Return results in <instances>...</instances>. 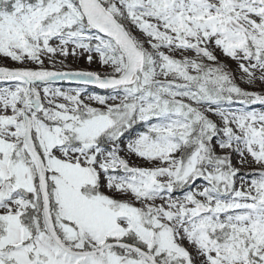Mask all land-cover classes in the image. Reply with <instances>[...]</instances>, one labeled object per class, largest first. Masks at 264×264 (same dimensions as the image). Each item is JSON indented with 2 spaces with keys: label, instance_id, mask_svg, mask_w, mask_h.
Wrapping results in <instances>:
<instances>
[{
  "label": "snow or ice",
  "instance_id": "snow-or-ice-1",
  "mask_svg": "<svg viewBox=\"0 0 264 264\" xmlns=\"http://www.w3.org/2000/svg\"><path fill=\"white\" fill-rule=\"evenodd\" d=\"M0 264H264V0H0Z\"/></svg>",
  "mask_w": 264,
  "mask_h": 264
},
{
  "label": "rangeland",
  "instance_id": "rangeland-1",
  "mask_svg": "<svg viewBox=\"0 0 264 264\" xmlns=\"http://www.w3.org/2000/svg\"><path fill=\"white\" fill-rule=\"evenodd\" d=\"M219 55V54H218ZM221 58V60H222V62L225 64V66L228 68V69H230V70H232V71H235V69H236V65H235V63L234 62H232L231 60H228L227 58H224V57H220ZM66 63L70 66V67H72V68H74V69H87V70H93V71H96V70H100L99 69V66L97 65V64H92V65H89L88 63H87V61L85 60V59H83V58H80V59H77V60H74V59H72L71 57L66 61ZM9 66H15V65H13V64H11V63H9ZM256 108H257V110H259L260 109V106L259 105H257L256 106ZM236 160H237V158H233V163L234 164H236ZM238 166V165H237Z\"/></svg>",
  "mask_w": 264,
  "mask_h": 264
},
{
  "label": "trees",
  "instance_id": "trees-1",
  "mask_svg": "<svg viewBox=\"0 0 264 264\" xmlns=\"http://www.w3.org/2000/svg\"><path fill=\"white\" fill-rule=\"evenodd\" d=\"M240 86H241V87H248L247 85H244L243 83H241ZM249 90L260 91V87H253V88H250Z\"/></svg>",
  "mask_w": 264,
  "mask_h": 264
},
{
  "label": "water",
  "instance_id": "water-1",
  "mask_svg": "<svg viewBox=\"0 0 264 264\" xmlns=\"http://www.w3.org/2000/svg\"><path fill=\"white\" fill-rule=\"evenodd\" d=\"M10 67V66H9Z\"/></svg>",
  "mask_w": 264,
  "mask_h": 264
}]
</instances>
